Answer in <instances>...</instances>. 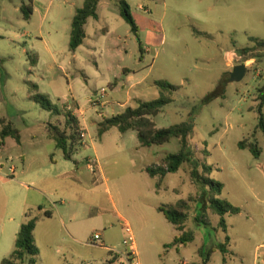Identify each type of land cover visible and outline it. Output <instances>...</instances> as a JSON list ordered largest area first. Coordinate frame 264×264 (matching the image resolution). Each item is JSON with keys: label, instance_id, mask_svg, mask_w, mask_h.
<instances>
[{"label": "rangeland", "instance_id": "rangeland-1", "mask_svg": "<svg viewBox=\"0 0 264 264\" xmlns=\"http://www.w3.org/2000/svg\"><path fill=\"white\" fill-rule=\"evenodd\" d=\"M117 1L101 0L99 20L88 21L84 45L72 52V19L84 0H0V119L11 122L21 135L20 144L12 138L2 144L0 126V264L14 251L27 213L38 218L36 264H105L112 256L118 264H129V253L127 261L120 262L132 250L124 245L127 225L141 252L140 264L152 260L155 264H202L201 238L205 239L203 259L211 257L210 264H262L264 137L257 130V95L264 86V53L241 51L264 41V0H124L131 7L138 37L121 17ZM24 6L33 11L30 20L24 18ZM33 58L37 65L31 64ZM238 65H245L247 74L241 82H231ZM137 78L146 83L128 104L133 108L160 97L153 85L156 81L178 88L173 101L153 120L159 129L194 124L190 147L195 158L212 169L209 176L214 182L223 184L221 199L242 210L225 217L227 233L216 214H209V227L195 221L203 186L192 180L188 166L158 181L141 172L142 167L176 153L177 140L138 152L135 132L122 134L114 128L99 136L100 123L124 111L121 105L129 80ZM103 88L108 92L102 100ZM37 94L48 97L63 113L70 107L81 127L75 160L67 162L69 171L79 165L81 183L68 179L64 189L47 194L39 190H50L51 184H38L21 171L50 169L53 158L61 163L62 151L51 138L49 126L63 129L65 117L42 109L33 100ZM244 140L258 142L263 151L259 159L239 149ZM144 152H149L148 157ZM90 160L99 163V187L111 192H93L95 177L87 169ZM12 168H17L16 177ZM180 200L190 202L186 227L198 241L177 251L172 244L179 234L156 206L174 207ZM39 205L53 213L60 209L67 222L74 210L81 244L70 239L63 242L65 231L55 221L42 222ZM50 223L55 227L51 238L46 226ZM96 235L102 245L92 243ZM227 236L229 254H212V247L224 244Z\"/></svg>", "mask_w": 264, "mask_h": 264}, {"label": "trees", "instance_id": "trees-1", "mask_svg": "<svg viewBox=\"0 0 264 264\" xmlns=\"http://www.w3.org/2000/svg\"><path fill=\"white\" fill-rule=\"evenodd\" d=\"M101 0H84L83 6L76 10L72 19L71 35H70V50L76 52L84 43L87 37L86 26L90 19L99 20L98 7ZM121 17L131 26L132 32L138 37V26L131 13L130 5L124 0L117 1ZM21 11L24 14L25 20H30L33 11L30 7H22ZM140 51L143 52L142 42L140 41ZM260 51L264 53V41H256L253 49H243V52ZM264 56V55H263ZM36 58L31 60L32 65H37ZM3 60L0 59V72ZM154 85L160 91V97L150 102H140L138 107H128L124 112L117 114L111 118L104 119L99 126V136L109 132L112 129H117L120 133L136 132L142 148H151L153 146H162L169 144L173 140L179 142V150L176 153L167 154L160 163L148 166L146 172L152 179H164L168 175L177 174L185 165L189 167L192 180L200 186H203V192L200 196L202 207L197 213L195 221L204 226H211L209 214L213 213L220 216V228L227 233L226 216L239 215L241 208L233 206L226 200H222L224 186L222 183L214 182L210 178L212 169L202 164L195 158L190 147V137L193 133L194 124L191 122H183L169 128H157L154 118L162 113L163 108L169 105L173 100L172 97L178 88L171 83L159 80L154 82ZM38 90L37 85L32 86ZM33 100L41 106L42 109L57 116L65 117V126L63 129L56 125L49 126L51 138L55 141L56 146L60 149L64 158L67 161H72L76 146L79 143L81 136V127L77 118L68 110L63 113L62 110L54 105L51 100L42 95L37 94ZM257 101L259 102V119L257 130L264 137V115L262 109L264 107V86L258 90ZM2 127L1 138L2 144L7 138L14 139L18 144L21 143L20 132L13 126L11 122L5 119H0ZM239 149L248 150L255 159H259L263 153L257 141L244 140L238 144ZM41 210V208H40ZM158 211L164 215L166 220L171 223L176 229L181 232L179 237L174 240L175 245H188L195 241V234L186 229V223L190 216L191 205L188 200H180L174 207L160 206ZM46 217H51L49 212L45 213ZM38 218L33 217L30 213L26 214V221L21 226L15 242V248L11 256L4 259L1 264H36L39 257V249L35 243V230L37 227ZM230 237H226V242L211 249V253L216 250L226 254L227 247L230 244ZM168 247V246H166ZM209 257L205 260L207 262ZM117 259L112 257L105 264H115Z\"/></svg>", "mask_w": 264, "mask_h": 264}, {"label": "crops", "instance_id": "crops-1", "mask_svg": "<svg viewBox=\"0 0 264 264\" xmlns=\"http://www.w3.org/2000/svg\"><path fill=\"white\" fill-rule=\"evenodd\" d=\"M129 82H130L129 83V87H128L127 91L125 92L126 97L124 98V101L122 100L123 102H122V105H121L122 107H124V111H125L126 108L130 107V106H128V104L132 100H134V98H133L134 94L138 95V91L144 89V87H145L144 85L146 83V79H144V78H141V79L140 78H137V79H134L133 81L132 80H129ZM153 85H154V83H153ZM122 87L124 88V85H122ZM136 149L139 152L140 150L142 151V149H150V148H142L140 146V144H139L136 147ZM148 153L149 152H144V157H148ZM61 160L64 163H62V161L60 163L59 158H53V159H51V164L52 165H51V168L50 169L48 168V169H45L44 171H42V170L36 171L35 173H31V174H28V172H30L31 169H27V170H22L21 171V174L23 176H25L29 180L30 179L35 180V182L38 183V184H45V183L51 184L52 188L50 190H48L49 188H47V187L46 188L44 187L45 189H40L39 190V192L42 193V194H47V192H59V189H64L65 186H67V182L66 181H68V179H73L76 183H81V173H80L81 168L79 167V165L76 166L75 170L69 171L68 170V164H67V162H69V161H67L64 158L63 152L61 154ZM74 160H75V157L73 155L72 161H74ZM147 167H142L141 172L143 174L146 173L147 177H149L148 174H147V172H146ZM87 169H88V167H87ZM94 177H95V182L93 183V186H95V191H93V192H111V190L109 188H106V189L102 190L103 188L101 189V187H99L100 186L99 180L102 181V179H99L101 176L94 175ZM150 179H152V178H150ZM154 180L158 181V178H155ZM21 185L26 190H30L31 189L30 185H28L27 183H21ZM102 185H104V184H102ZM156 188H157V185H156ZM157 191H158V189H157ZM155 193H159V191L158 192H155ZM113 206L115 208V202H113ZM159 207L160 206H156V209L158 210ZM40 208H41V210H40ZM39 212H40V215L41 216L43 215V218H45V219H41L42 222L44 220H48V221H52V222L55 221V223H58V226H57L58 228H59V226H61L60 229L61 230H64L65 233H66V236H63V234L61 233V237H62L61 239H62L63 242H66L68 239H70L74 243L81 244L80 241H79V239H78L79 230H78L77 226L73 223V220H75V218H76V212L74 210H73V214L71 216L72 217V220L69 219V222H67L68 218L60 211V209H56V212L53 213V212L48 211L46 208L42 207L41 205H39ZM47 212H49L51 214V217H46L45 216V213H47ZM22 224L23 223H21L20 227L22 226ZM46 226H48V228H47V230H48L47 233L48 234L47 235L49 236V238L53 237L54 234H55V232H54L55 231V227H52L53 226V223L47 224ZM186 229H187V227H186ZM177 232L179 234L177 237H179L181 235V232H179L178 230H177ZM196 240L198 241V238L195 235V241L193 243H195ZM190 244H192V243H190ZM188 245H181V244H179V245H175L174 248L177 251H180V249H185ZM200 246L201 247H199V257L201 258L202 264H210L211 257H210V259L207 262H205V260L203 259L204 256H203L202 251L205 248V239L201 238V240H200ZM103 248L106 249V250H110L107 247H103ZM229 248H230V244L227 247V250H226L227 253L225 255H228L229 254V252H230V251H228ZM132 250L127 251L123 258L120 257V262L122 261V259H124V260L127 261L126 256ZM218 251L219 250H216L212 254H214V253H216ZM135 253L137 254V257H139L141 255V252L139 251L137 245H136ZM62 257H63V259H61V260H64V262H66L65 261L66 260V255L64 256L62 254ZM112 257H115V256H112ZM118 263L119 262L117 261L115 264H118ZM150 264H155V261L152 260ZM262 264H264V261L263 260H262Z\"/></svg>", "mask_w": 264, "mask_h": 264}, {"label": "built area", "instance_id": "built-area-1", "mask_svg": "<svg viewBox=\"0 0 264 264\" xmlns=\"http://www.w3.org/2000/svg\"><path fill=\"white\" fill-rule=\"evenodd\" d=\"M107 92H108V90H107L106 88H103V89L101 90V92H100V98H101L102 100L106 98ZM69 110H71L70 107H69ZM78 111H79V113L81 112L80 109H78ZM80 114H81V113H80ZM82 136L85 138V134H82ZM98 164H99L98 162L95 163V162H93V161H91V160L87 163L88 170H89L92 174H94V175L97 174V166H98ZM11 173H12V175H13L12 177H16V174H17V170H16V168H12V169H11ZM125 230H126V232H127V234H128V238L124 241V245H125V246H131L132 249H133L131 252H129V255H128V263H129V264H140L139 261L137 260V254L135 253L136 243H135L134 234H133V232H132L130 226H128V225L125 226ZM100 241H101V237H100V235H96V236L94 237L92 243H93V244H100V245H102V244L100 243Z\"/></svg>", "mask_w": 264, "mask_h": 264}, {"label": "water", "instance_id": "water-1", "mask_svg": "<svg viewBox=\"0 0 264 264\" xmlns=\"http://www.w3.org/2000/svg\"><path fill=\"white\" fill-rule=\"evenodd\" d=\"M247 74V67L245 65H238L231 73V82H241Z\"/></svg>", "mask_w": 264, "mask_h": 264}]
</instances>
